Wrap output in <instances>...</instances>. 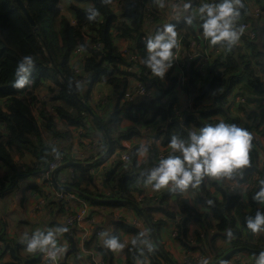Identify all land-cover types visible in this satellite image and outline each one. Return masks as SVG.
<instances>
[{"label": "trees", "instance_id": "16d2710c", "mask_svg": "<svg viewBox=\"0 0 264 264\" xmlns=\"http://www.w3.org/2000/svg\"><path fill=\"white\" fill-rule=\"evenodd\" d=\"M21 1L28 11L34 23L33 25L26 20L14 0H0V128L5 132L7 137L14 138L13 140L15 141H23L24 134L32 133L34 142L30 145L31 148L28 147V149L31 151V154H34L38 160L41 161L42 169L53 161L55 152L59 153L64 161H72V158L70 159L68 153L65 152L66 149L56 148L55 139L56 136L58 137L59 133H61L69 141V134L72 135L75 131L81 134L82 137H86L87 139L91 138L93 132L88 130L82 132L78 131V129L85 127V121H89L95 130L103 137V149L99 150L97 153L89 152L85 158V162L94 160L105 151L106 141L102 129L87 115L78 102V100H80L88 105L89 86L97 81H104L107 85L114 88L115 100L119 99L118 95L121 94L120 105L118 104L115 106L114 111L110 114L108 119H103L93 111L112 139L127 140L135 136L132 133V129L124 133H122V131L113 133L112 128L117 129V124L122 117L136 121V116L138 114L145 116L147 115V111H149L148 120L151 117L154 118L159 115L167 129L164 134V140L162 138L163 142L161 145L163 146L168 145L171 137L174 135L186 136L188 132L193 131L192 128L199 129L205 124H215L219 122L216 118L223 113L222 106L220 105L222 102L225 104L223 95L237 86L241 79L247 78L246 85H249V87L255 89L259 87L257 79L254 76V70L252 69L253 66H256V63L251 61L262 54V52H258V45L256 42L254 43L250 40L246 42L248 47L247 50L252 56V59L249 60L250 62L242 60L240 48H235L233 46L229 48L224 43L219 42L213 45V49L222 48L226 51L227 56H223L224 58H221L223 60L217 57L216 60L211 63L206 72L205 81H202V86H199V74L192 70L191 64H186V69L184 70L185 82L183 85L177 84L178 72H174V75H172L173 79L170 80V82H172L170 87H174V91L179 89L186 94H191V99L189 101L191 107L189 110L180 111L179 117L174 115L172 111L173 107L176 105V95L174 93L172 94L168 87L164 90L170 92V102L168 104L162 103L160 98H150L139 102L138 106L135 108L132 103L123 102L122 99L128 83V74L122 70L126 64V60L114 43V37L132 42L135 47V49L132 50H134L140 58V68L143 71H148L147 67L142 63L146 55L145 42L148 38L145 40L142 38L146 27H161L159 24H161L162 21H160L159 10L156 8L157 0H141L143 2L142 4L132 3V1L137 0H123L126 6L121 10H114L110 0H68L71 3L69 6L72 12L70 13L73 17L71 20L61 15L62 13L58 8L60 0ZM85 2L90 3L91 6L86 8L79 6V4ZM145 5L149 6L151 9L153 24L149 25L144 17H142L141 10ZM92 8L98 11V15L94 20L90 21L88 19V10ZM245 14L246 12L243 7L240 9L239 17L243 16L246 19L248 18L247 21L250 20V22L244 21V23H251V16L247 17ZM48 22L50 26L49 29H46L44 24ZM169 23L176 26L177 37L187 35L193 40L196 39L197 34H203L200 24L196 25L195 22L188 25L181 19L178 21L171 20ZM195 28L197 30H195ZM260 35L261 41L264 40V31H261ZM97 44H99L100 47L94 48ZM184 45L188 46L189 43L185 40ZM77 48L82 49L85 55L80 65H82V73L86 76L83 79V85L80 86L76 83V77L73 74L72 65L69 60L70 54ZM26 55H31L35 61L30 76L32 82L24 88H16L14 87L15 69L21 58ZM172 71L173 69L171 67L167 74ZM58 72L64 77V81L60 79ZM43 81H49L54 85V87H49L47 91L48 103H50L51 106L57 103L55 106L49 107L50 111L46 109L44 102L41 101L39 103L38 98L33 95V91L36 90L39 85H45ZM174 84L177 87H175ZM84 86L83 95L80 93L82 96L80 97L77 89L81 92ZM213 95L219 104H214V106H211L209 109L201 108L200 101L205 97ZM248 101L249 100L246 99V104H248ZM241 106L242 105H239L237 108ZM261 115L263 119L264 109ZM141 119L144 118L141 117ZM57 123L64 124L65 126L57 130ZM41 126L45 132L49 134L50 143L54 141V144L47 143V145H41ZM1 135L0 172L6 171V175L4 178L0 176V198L6 191L10 190L14 181L18 177H21L20 174H22L19 173L16 168V164L13 162L11 155L5 150L7 142L5 139L1 138ZM33 144L39 145L37 148L40 152L36 150ZM79 146H81V143H79ZM112 152L113 145L111 154ZM110 155L97 165L104 163ZM249 158L250 165L243 170L242 176L237 175L232 178H219L220 183L228 190V193L221 191V202L213 198L209 192L211 181L215 178L203 180L197 187V190L194 189L196 190L197 204L207 211L204 214L190 207L188 201L181 197L180 192L176 191L181 211L187 216L179 223L177 222L176 225L177 235L175 241H178L180 246L191 251L197 250L201 252H204L203 248L205 247L214 257V261L221 256L214 246V241L217 237L235 240L237 246L233 248L244 247L251 250L260 249L257 245L262 242L261 238L258 237L252 240L255 244H250L252 241L243 240L241 238L243 232L239 230L237 226L238 220L242 222L243 227H246V219L249 216H254L257 210L249 215H244L242 207L238 204L239 196L237 192L230 191L228 188L230 181L241 183L250 177L252 173L258 172L259 180L251 189L246 191V196H248L251 204L256 205L259 203L253 199V196L255 192L259 190V181L264 180V165L261 167L258 166L256 144L252 141ZM115 161L117 162L116 168H121V172L117 176V181L120 190H122V196L120 197L119 193L116 191L114 199H123L137 205L149 221L155 235L158 237L159 228L162 227V224L161 222L153 221L152 214L161 213L167 218L172 217L167 211L170 193L164 194L163 197L160 194V197L152 201L143 197L145 204H141L136 200L135 196L141 195L143 189H133V186L137 183L145 182L148 170L159 162L157 150L154 147L148 148L147 160L145 164L142 165H137L132 156L129 168L123 169L119 157H116ZM76 169L80 170V168ZM110 175L112 176L113 173ZM72 186L92 197L103 198V196H100L99 192L94 194L86 189L80 188L78 182H73ZM133 191L135 193L134 196L131 194ZM208 201H212V203L209 204ZM152 203L153 206H150ZM89 205L101 208L104 206H122L114 203H90ZM122 207L134 211L138 217L137 212L132 208L128 206ZM259 210L264 211V203H262V207ZM62 213H64L63 207L58 214V220L59 215ZM190 220H199L202 222L201 228L204 230L203 236L199 237L200 234L196 236L195 243L194 240H192L191 243L188 239L187 225ZM59 223L60 226H57L58 228L62 227L66 229V231H64L65 237L68 240L74 238L75 232L64 227L60 221ZM100 228L101 227L98 225L95 226L94 236H97L98 230H101L100 236L105 240L107 237L102 235V233L107 231ZM229 232L231 235H229ZM2 233L3 223L0 221V239H2ZM120 233L134 237V240L124 248L125 258L128 264H133L135 261H139L140 264H145L146 259L150 264H168L162 254L153 246L147 233L143 234L140 229L121 219L113 223V227L108 236H116L119 240ZM104 240L101 242V248L98 251L102 257L103 264H112L113 253L111 249L104 246ZM84 247L87 248V245ZM17 251V245L12 247V245L9 244L11 262L8 264H19L20 258L16 254ZM167 254L170 256L169 253Z\"/></svg>", "mask_w": 264, "mask_h": 264}, {"label": "crops", "instance_id": "0c3cea01", "mask_svg": "<svg viewBox=\"0 0 264 264\" xmlns=\"http://www.w3.org/2000/svg\"><path fill=\"white\" fill-rule=\"evenodd\" d=\"M203 0H191V6L195 3H198ZM264 5V0H253L251 3H249L244 9H245V16L250 17L251 13L254 9L260 8ZM192 11V8L190 9ZM182 11V9H179L177 11V15H179V12ZM173 13L169 12L167 13L165 19L167 18V21H164V23L161 25V27L167 23H169L171 20H181L173 18ZM72 17V16H71ZM73 18V17H72ZM71 18V19H72ZM69 19V20H71ZM248 18H244L243 16L238 17L236 21V27L239 28V23L241 22H250L247 21ZM194 22L197 24H200L199 18H194ZM252 25V24H251ZM257 37L256 40L253 41L254 43L258 45V52H262L260 56H258L256 59L251 60L252 62L256 63V66H253L252 69L254 70V76L257 79V82L259 84L258 89H255L253 87H249V85H246L247 78L241 79L240 83L235 86L232 90L225 93L223 95L224 103L220 104L222 106L223 113L218 115L216 120L218 121H225V122H231L233 119H240L239 115L242 114L243 116V123L244 128H246L251 137L252 142L256 144V150H257V156H258V166L261 167L264 165V118L262 119V107L259 106V103L262 99H264V40L261 41V31H264V23L263 21L259 20L256 23H254ZM160 28V27H159ZM158 28H150L146 27L144 36L142 39L149 38L151 35L154 34L155 30ZM195 30H197L195 28ZM260 32V33H259ZM264 37V35H263ZM205 37L203 34H197L196 39L191 40L187 35L179 36L177 37V44L180 45L181 48L188 50L191 47H197L200 45L202 40ZM184 39L188 41L189 45H184ZM247 40L243 35H240L239 41L233 45L235 48H240L241 51H247ZM208 41V40H207ZM128 42V48L135 49L132 42ZM125 42V48L127 46V43ZM209 43V41H208ZM209 45L213 48V44L209 43ZM176 49V48H175ZM174 49V51H175ZM217 50L220 51L219 57L222 54V48H218ZM218 57V58H219ZM260 62V63H259ZM186 69V65L180 66V70L184 73V70ZM149 71V69L147 68ZM174 72L166 73L164 78L161 80L158 77H153L151 84L148 86L150 92H151V99L152 98H160L161 102H164L165 97L170 96V92L176 95V105L175 107L179 110H183L186 103H188L191 99V94H186L183 91L175 90L174 87L171 88L170 80L173 79ZM104 81H98L93 83L91 86H89L88 89V96L91 99L94 95V89L96 87L105 86L106 87V95H109V104L107 105L108 109L110 110L109 114H112L114 111L115 106L118 104L120 105V96L119 99H114L115 91L112 86L107 85ZM155 83H157L155 85ZM175 87H177L174 84ZM166 87H168L169 91L166 90ZM83 93V92H82ZM245 96H244V95ZM242 96L245 99H248V104H238L235 105V100ZM148 98V99H150ZM201 108L203 109H209L211 106H214V104H219L217 100H215L214 95L205 97L200 101ZM231 103L233 107L228 106ZM235 105V106H234ZM239 105H242L241 107L237 108ZM90 107V106H89ZM227 108V110H226ZM237 108V109H236ZM105 109V108H104ZM108 109H106L108 111ZM92 110V109H91ZM225 111V112H224ZM148 114L149 111H147V115L142 116L138 114L136 116V121H132L131 119H128L126 117H122L120 121L117 124V129L112 128L113 133L114 132H120L122 133L132 129V133L135 135L127 140H112L113 141V152L110 155V157L105 160L104 163L91 167V168H80V170H77L76 168H72L74 172V177H71L73 182H78L80 188L86 189L92 193H100V196H103L101 199H109L114 198L116 191L121 193L117 176L121 172V168L117 167V162L115 161L116 157H119L123 153H131L132 158H134L137 165L145 164L148 153L145 155H141L137 152V149H139L141 146H146L147 148L156 147L159 145V136L162 135L164 139V134L166 133L167 129L164 125L163 120L159 115L156 117H151L148 120ZM143 117L144 119H141ZM109 118V115L107 114L106 119ZM262 119V121H261ZM92 125V124H91ZM60 124H56L57 130L61 129L59 128ZM42 128V126H41ZM40 128V129H41ZM92 128V127H91ZM43 129V128H42ZM148 129V130H147ZM93 135L91 138L82 137L81 134H78L76 131L70 135L69 133V141L68 139L63 136V134L59 133L58 137L56 136L55 139V146L56 148L66 149L65 152L68 153V157L72 161L76 162L79 160V157L77 156L81 150L78 148L76 144L80 143V141H83L85 143L86 141H92L93 139L99 137V134L95 129H93ZM147 130V131H145ZM193 131H197L198 129L192 128ZM45 132V130L43 129ZM43 131H40L42 144L41 145H47V142L43 138ZM46 133V132H45ZM75 134V138H74ZM101 136V135H100ZM48 137H50L48 135ZM1 138H4L7 142V145L5 146V150L11 155L13 162L16 164V168L18 169L21 177H18L15 181L13 186L10 188V190L6 191L4 195L0 198V221L3 223V233H2V239H0V264H8L11 262L10 256H9V244L18 246V251L16 254L19 256V264H41L39 263V256L35 253H29L25 250V244L22 243L24 240L25 233L28 235H31L34 231L40 230V231H47L49 229L55 230L58 228L57 226H60L59 220H58V214L61 211L63 205L59 203L54 197L51 195L44 196V193L42 190H46V185H44V180L41 177V161L38 160V158L31 154V151L28 149L31 148V144L34 142L32 133H26L24 134V140L23 141H15L14 138L7 137L5 132L1 135ZM7 139V140H6ZM4 141V142H5ZM74 141V143H72ZM3 142V141H2ZM54 144V141L52 143ZM162 143H160L161 145ZM34 147L38 152L40 150L37 148L39 147L38 144H33ZM79 151V153H78ZM55 152V150H54ZM27 158H30L32 162L26 160ZM17 159V160H16ZM30 163H28V162ZM66 162V161H64ZM63 162V163H64ZM22 166V167H21ZM69 170V169H68ZM113 173L111 176L110 174ZM69 174V173H68ZM87 175L92 177V180L87 179ZM56 181L59 185H65L67 183V178L63 176L62 173H58L56 176ZM86 178V179H85ZM215 180V182H214ZM213 181H211L209 192L213 198H215L217 201H222V192L228 193L227 188L220 183L219 178H215ZM219 183V184H218ZM85 184V185H84ZM214 184V185H212ZM73 185V184H72ZM134 190H142L141 196L144 198H148L149 200H154L157 197H162L166 193H170L169 201L167 204V211L172 215V217L167 218L161 213H153L152 218L155 222H161L162 227L159 228V235L158 240L162 246V248L170 254L172 258H174L176 249L178 252H181V246L178 244V241H175V239L170 238V233L173 230L174 222L176 218L178 219V223L186 218V214L181 211V208L179 206V198L177 197L176 191H171L169 188H162L160 190H153L150 184L142 183L140 187H138V183L133 186ZM197 190V188H196ZM196 190H186L181 194V197L188 201L189 206L197 210L199 213L204 214L207 211L197 204V196H196ZM199 190V189H198ZM220 190V191H219ZM222 191V192H221ZM131 194L134 196V191L131 192ZM161 194V195H160ZM239 206L242 207V212L244 215H249L250 213L256 211L257 209H260L262 207V203L258 204H251V202L248 199V196H246V192L243 195H239ZM136 198V196H135ZM43 199V200H42ZM42 200L43 204H40L39 201ZM154 202V201H153ZM37 206V208H35ZM38 210V213H35L34 211ZM91 211L93 213V216L95 217L96 224L101 227L102 229H105L107 231V235L110 234V230L113 227V223L118 220H124L128 224H131L138 229L141 230L143 234H146L145 228L143 226V223L139 221V216L137 217L136 213L126 207L117 206V207H98V206H91ZM163 222V223H162ZM237 226L238 229L241 230L244 234H250L252 233L250 229L243 227L242 222L237 220ZM188 239L191 238L194 239L198 234L199 237L203 236L204 230L202 227V222L199 220L192 221L190 220L188 222ZM212 232V231H210ZM95 231L92 230L89 226L86 224L81 225L80 228L77 229V232L74 236V238L68 240L64 232H61L57 234L56 240L58 247H63V251L57 255V258L59 259L60 264H103L102 257L99 253V249L101 248V242L104 240L102 236H94ZM86 236L84 241V246L87 245V248L84 246L81 248V245L79 243L81 236ZM255 236L258 235L259 238H261V245H264V231H259L254 234ZM220 239H223L222 237H217L215 239V248L218 250L221 246ZM134 240V237L128 234L120 233L119 234V242L123 245L122 248L118 250H112V264H128L126 262L125 258V252L124 248L127 246V244H130ZM151 241V240H150ZM192 242V240H190ZM264 249V247H261ZM242 256H245L246 262L248 264H255L256 262V255L253 254H242ZM232 258V257H231ZM230 258V259H231ZM48 259V257H47ZM230 259H228L223 264H230ZM174 260V259H173ZM133 264H140L139 261H135ZM145 264H150L149 261L146 259Z\"/></svg>", "mask_w": 264, "mask_h": 264}, {"label": "clouds", "instance_id": "9594fccd", "mask_svg": "<svg viewBox=\"0 0 264 264\" xmlns=\"http://www.w3.org/2000/svg\"><path fill=\"white\" fill-rule=\"evenodd\" d=\"M242 6L241 0H203L198 9L191 11V0H185L182 5L174 4L172 8L174 17L183 18L188 25L193 24L194 18L198 17L203 36L209 43L215 45L222 42L230 48L239 41L244 31L242 26H235ZM178 9H182L179 15L176 14ZM97 15L95 8L88 10L90 21ZM177 46L176 26L167 23L156 29L146 40V55L142 63L162 80L175 61L174 49ZM34 63L31 55L21 58L15 69L14 87L24 88L31 84ZM251 140L246 128L223 120L205 124L197 131L188 132L186 136L174 135L169 141L170 153L148 170L145 183L150 184L153 190L167 187L171 191L183 193L189 188L196 189L205 178L242 176L243 170L250 165ZM137 152L145 155L148 148L141 146ZM253 199L264 203V180L259 181V190ZM245 223L254 234L264 231V211L257 209L255 215L249 216ZM64 231L65 228L59 227L55 230H36L31 235L25 233L22 243L27 252L44 253L54 264L57 255L64 250L58 247L56 236ZM102 235L107 237L104 246L108 249L118 250L123 247L116 236L109 237L107 232ZM255 264H264V251L259 252Z\"/></svg>", "mask_w": 264, "mask_h": 264}, {"label": "built area", "instance_id": "2783aa9c", "mask_svg": "<svg viewBox=\"0 0 264 264\" xmlns=\"http://www.w3.org/2000/svg\"><path fill=\"white\" fill-rule=\"evenodd\" d=\"M253 0H241L242 7L245 8L249 3H251ZM185 2V0H157L156 1V8L159 10V17L161 24L160 26L164 23L163 17L161 13L163 14L164 12H172L173 13V8L172 6L174 4H180L182 5ZM110 3L112 4V7L114 10H121L126 6V3L123 0H110ZM132 3L136 4H142L143 2L141 0L137 1H132ZM200 3L202 1L195 3L191 6L192 11H195L198 9ZM163 5V6H161ZM179 10V9H178ZM177 10V11H178ZM142 17H144L145 21L150 25L153 24V17L151 16V9L149 6L145 5L143 9L141 10ZM174 18V16H173ZM251 23H240L239 27H243L244 31L241 35H244L246 39L250 41L256 40L257 33L255 29L254 23L257 24L259 20L263 21L264 23V5L261 6L260 8L254 9L251 13ZM252 24V25H251ZM264 26V25H263ZM125 42L126 40L119 39L117 37H114V43L119 44L122 46V50L119 52L122 54V56L126 60V64L122 70L128 74L127 77V86L125 88V91L123 93L122 99L123 102H130L133 104V106H138L139 102L146 100L151 97V92L148 88V86L151 84V81L154 77V75L151 73V71H143L140 68V58L139 56L135 53L134 50L130 48H125ZM100 45L97 44L94 46V48H99ZM122 51V52H121ZM175 61L173 62L172 69L173 72H178L177 74V84L183 85L185 82V77L184 73L180 70V66L186 65V64H191L192 65V70L196 71L199 74V86H202V81H205L206 78V72L209 69L211 63L216 60L217 57H219V51L217 49H213L206 38L202 40L199 46L197 47H191L188 50H185L178 46L175 49ZM85 58L84 51L80 48H77L72 54L69 56V60L71 62H76L74 66L72 67L73 74L75 75L76 83L77 85H83V79L85 78V74L82 73V63L83 59ZM74 59V61L72 60ZM71 64V63H70ZM238 104H246V99L243 98L242 96H239L235 100V105ZM234 105V106H235ZM230 107H233L231 103L228 105ZM259 106L263 107L264 109V99H262L259 103ZM191 107L190 103H186L184 106V111L189 110ZM106 110V108L104 109ZM180 111L177 109L175 106L173 107V113L176 117L180 116ZM37 118V117H36ZM229 123H236L237 125L243 127L244 123L241 119H233ZM85 126L88 129L91 128V123L84 122ZM148 130V129H147ZM145 130V131H147ZM163 136H159V141H162ZM115 140V139H113ZM81 146H79V143L76 144L78 148L81 150L79 153L78 151V157H79V162H82L85 160L86 156L88 155L89 152L92 153H97L99 150L103 149V137L99 135V137L93 139L92 141H86L83 143V141H80ZM157 150V156L158 159H161L165 156H167L170 153V147L169 144L166 146L159 145L156 147ZM63 157L59 155V153L55 152L53 155V161L48 163L44 169H41V177L44 180V185H46V190H42L44 193V196L47 195H52L54 199H56L59 203L63 205V211L64 213L59 215V221L61 224L68 228L72 232H77V229L81 227V225L86 224L92 230L95 231V226L97 225L95 222V217L93 216V213L91 211V206L89 205L90 202L79 198L75 194L72 193H67L64 191H58L56 190L53 185L51 184L50 181V176L52 171L62 164L64 160L62 159ZM119 159L123 165L124 168H129L130 165V159H131V153H123L119 156ZM85 162V161H84ZM94 167V166H93ZM91 168V167H90ZM73 169H69L68 173H71ZM205 178L204 180H206ZM259 180V174L258 172H254L251 174L250 177H248L246 180L242 181L241 183H237L235 181H230L228 184V188L230 191H235L239 195H243L244 193L251 189L254 184ZM144 182H139L138 187H140ZM188 190H194L192 188H189ZM43 200V199H42ZM42 200L39 201L40 204H43ZM136 200L141 203H144L143 196L141 195H136ZM153 206V203L150 205ZM37 208V206H35ZM178 219L176 218L174 222V227L173 230L170 233V238L175 239L177 235L176 231V225H177ZM101 229V228H100ZM111 231V230H110ZM244 234V233H243ZM97 236L101 235V230H98ZM248 237L252 240H255L258 238V235H254V233L246 234ZM75 236V235H74ZM85 235L81 236L80 238V245L81 248L83 247L84 241H85ZM192 243V242H191ZM179 244V243H178ZM180 245V244H179ZM204 252L201 251H191L188 249H185L184 247L181 246V252L179 253L178 250L176 249L175 255H174V262L177 264H211L214 262V257L210 255L209 252L206 251V248L204 247ZM37 254L39 257V263L41 264H53V262L49 261L47 259V256L44 253L40 252H34ZM242 254L246 253H240L234 255L230 259V264H248L246 262V257L242 256ZM178 256V257H176ZM54 264H60L59 259L56 258ZM94 264V263H93Z\"/></svg>", "mask_w": 264, "mask_h": 264}, {"label": "water", "instance_id": "95a60500", "mask_svg": "<svg viewBox=\"0 0 264 264\" xmlns=\"http://www.w3.org/2000/svg\"><path fill=\"white\" fill-rule=\"evenodd\" d=\"M14 2L18 5L19 9L21 10L22 14L24 15V17L26 18V20L33 25V21L31 20L29 13L26 9V7L24 6V4L22 3L21 0H14ZM59 77L62 81H64V77L61 75V73H59ZM78 102L80 103L82 109L85 110V112L87 113V115L94 121L97 123V125L102 129L105 141H106V149L105 151L97 158H95L94 160L90 161V162H72V161H66L62 164H60L59 166H57L51 173L50 176V181L51 184L53 185V187L58 190V191H64L67 193H72L75 194L76 196H78L79 198H82L90 203H99V204H117V205H122V206H128L130 208H132L133 210H135L140 218V220L143 223V226L148 234V237L150 238L153 246L162 254V256L165 258V260L168 262V264H176L174 262V260L167 254V252L162 248L157 236L155 235L152 227L149 224V221L147 220V218L144 216V214L142 213V211L140 210L139 207H137V205H135L132 202L123 200V199H114V198H109V199H101V198H96V197H92L88 194L83 193L81 190L74 188L72 186L73 181L72 179L69 177L68 174V169H72V168H90L93 167L99 163H101L104 159H106L112 151V145H113V139L111 138V136L108 135L107 131H105L102 123L99 121V119L97 118V115L93 112V110H91V108L83 103L82 101L78 100ZM58 173H62L63 176L65 178H67V183L65 185H59L58 182L56 181V175ZM122 191V190H120ZM120 197L122 196V192L119 195ZM264 251V249H257V250H251L248 248H244V247H240V248H233L230 249L229 251H227L226 253L222 254L217 260H215L213 263L211 264H222L223 262H225L227 259H229L230 257L236 255V254H240V253H247V254H253V255H258L259 252Z\"/></svg>", "mask_w": 264, "mask_h": 264}, {"label": "rangeland", "instance_id": "374dc122", "mask_svg": "<svg viewBox=\"0 0 264 264\" xmlns=\"http://www.w3.org/2000/svg\"><path fill=\"white\" fill-rule=\"evenodd\" d=\"M71 5V3H70V1H68V0H60V3H59V5H58V8L60 9V11H61V15L63 16V17H65V18H67L68 20L69 19H71L72 17V12H71V10H70V8H69V6ZM79 6H81V7H84V8H86V7H89V6H91V4L90 3H82V4H79ZM71 12V13H70ZM167 13L168 12H164L163 14H162V17H163V20L164 21H167V18L165 19V17H166V15H167ZM44 26H45V28L46 29H49V26H50V24H49V22L48 23H45L44 24ZM185 41V40H184ZM186 42H188V41H186ZM127 43V46H126V48L128 47V42H126ZM117 47H118V49H119V51L120 50H122V46L120 45V43L119 44H117ZM223 51H222V54H221V56L219 57V59L220 60H223V59H221V58H224L223 56H227V53H226V51L224 50V49H222ZM219 51V50H218ZM122 52V51H121ZM242 53V60L243 61H248V62H250L249 60H251L252 59V56H251V54H250V52H247V51H243V52H241ZM219 54H220V51H219ZM73 61H74V59H72ZM70 63H71V65H72V67L74 66V64L76 63V62H71L70 61ZM44 83H45V85H39V87L36 89V90H34L33 91V95L36 97V98H38V101H39V103L42 101V102H44L45 103V106H46V109L48 110V111H50V108L49 107H52V106H55L57 103H54L52 106H51V104L50 103H48V98H47V91H48V88L49 87H54V85H53V83H51V82H49V81H43ZM98 82V81H97ZM104 83V82H103ZM157 83H155V85H156ZM85 85H87V84H85ZM84 89H85V86H84V88H82L81 89V92L79 91V89H77L78 90V94H79V96L80 97H82L81 95H80V93L83 95V91H84ZM106 87L105 86H100V87H96L95 89H94V95H93V97L90 99L89 98V100H88V106L90 105V108L96 113V114H98L99 116H101L103 119H105L106 118V116H107V114L110 116V110L112 109H108L107 108V105L109 104V102H108V100H109V95H106ZM170 102V100H169V97H165V100H164V102H162V103H164V104H168ZM104 108H106V109H108V111L106 110H104ZM47 111V112H48ZM239 118L243 121V116H242V114H240L239 115ZM65 125L64 124H60V127L59 128H63ZM91 127H92V129H88L86 126L84 127V128H80V129H78V131L79 132H82V131H86V130H88V131H91V132H94V130L93 129H95L94 127H93V125H91ZM41 128V127H40ZM43 131V129L41 128L40 129V131ZM4 131L0 128V135L3 133ZM42 135H43V138L45 139V141L48 143V144H50V137H48V133H45L44 131H43V133H41ZM100 135V134H99ZM74 138H75V134H74ZM2 139H4V138H2ZM105 139V138H104ZM164 140V139H163ZM163 141H159V143H162ZM72 143H74V141L72 142ZM17 160V159H16ZM26 160H28V161H30V162H32L31 161V159L30 158H27ZM27 161V162H28ZM85 161V160H84ZM84 161H82V162H84ZM30 162H28V163H30ZM22 167V166H21ZM74 172L75 171H72L71 173H69V177L71 178V177H74ZM5 175H6V171H1L0 172V176H1V178H4L5 177ZM75 178V177H74ZM86 179V178H85ZM88 180H92V177H90V176H88L87 175V179H86V182L88 181ZM85 185V184H84ZM35 213H38V210H35L34 211ZM146 231V230H145ZM241 238L243 239V240H249V241H252V239H250L249 237H248V235H246V234H241ZM190 240H194L193 238H191ZM194 243H195V241H194ZM221 245V247L218 249V252H219V255H222V254H224V253H226L227 251H229L230 249H232L233 247H235V246H237L236 244L237 243H235V240H231V239H229V238H223V239H220V242H219ZM250 244H255L253 241L250 243ZM194 245V244H193ZM258 246V248H260V249H262L261 247H264V245H261V243H259V245H257ZM206 251L207 252H209L208 251V249L206 248ZM211 255V254H210ZM176 257H178V256H176Z\"/></svg>", "mask_w": 264, "mask_h": 264}]
</instances>
